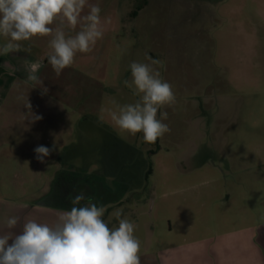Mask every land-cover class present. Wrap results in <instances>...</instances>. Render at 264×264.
Returning <instances> with one entry per match:
<instances>
[{"label": "rangeland", "instance_id": "rangeland-1", "mask_svg": "<svg viewBox=\"0 0 264 264\" xmlns=\"http://www.w3.org/2000/svg\"><path fill=\"white\" fill-rule=\"evenodd\" d=\"M88 2L101 8L104 36L59 76L50 37L0 55V92L24 76L0 102V230L12 216L52 222L83 194L82 206L105 207L110 227L121 209L136 225L141 264H158L159 250L186 238L264 222V0ZM145 54L163 62L176 97L158 111L170 132L153 144L120 132L107 111L138 99L124 81ZM37 61L42 83L27 81ZM54 144L36 159L37 146Z\"/></svg>", "mask_w": 264, "mask_h": 264}, {"label": "clouds", "instance_id": "clouds-1", "mask_svg": "<svg viewBox=\"0 0 264 264\" xmlns=\"http://www.w3.org/2000/svg\"><path fill=\"white\" fill-rule=\"evenodd\" d=\"M100 13V6L88 0H0V37L4 40L0 55L21 50L30 53L31 45L25 48L22 42L50 37L47 60L59 76L74 64L77 53L92 52L103 38ZM145 59L147 62L131 63V80L124 81L138 99L123 105L113 101L114 108L107 111L120 132L142 133L144 142L153 144L170 132L162 122L167 112L158 118V111L173 105L176 97L172 85L161 77L163 62L147 54ZM40 68L39 61L27 63V81L42 83L37 75ZM25 107L33 120L41 119L32 113L29 100ZM54 151L55 144L34 149L41 163ZM83 200V194L72 197L71 209L59 211L52 222L26 218L21 225L19 217H6L4 227L9 231L0 235V264H141L135 223L117 209L113 213L117 224L110 227L103 218L105 207L96 203L82 206ZM18 225L20 231H12Z\"/></svg>", "mask_w": 264, "mask_h": 264}, {"label": "crops", "instance_id": "crops-1", "mask_svg": "<svg viewBox=\"0 0 264 264\" xmlns=\"http://www.w3.org/2000/svg\"><path fill=\"white\" fill-rule=\"evenodd\" d=\"M23 77L16 74L10 76V87L0 92V102L4 96L6 97V93L12 90L16 81L24 79ZM3 108L0 104V116L5 114ZM4 124L8 125L2 123V126ZM4 143V140L0 139V145ZM227 202H229L228 198L224 206L229 204ZM239 217L242 222L244 218L246 219L243 211L237 218ZM243 224L229 232L186 238L181 244L161 249L157 255L158 264H264V222L255 225ZM17 229L14 232L20 231V228ZM6 231L9 230L2 228L0 235L5 234Z\"/></svg>", "mask_w": 264, "mask_h": 264}]
</instances>
